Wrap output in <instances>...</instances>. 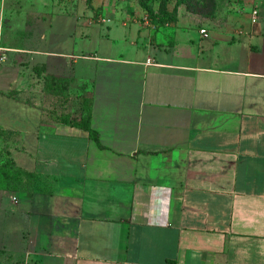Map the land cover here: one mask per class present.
<instances>
[{"label": "crops", "instance_id": "0c3cea01", "mask_svg": "<svg viewBox=\"0 0 264 264\" xmlns=\"http://www.w3.org/2000/svg\"><path fill=\"white\" fill-rule=\"evenodd\" d=\"M230 5L149 33L57 3L2 34L0 164L28 177L0 264H264V0Z\"/></svg>", "mask_w": 264, "mask_h": 264}, {"label": "rangeland", "instance_id": "374dc122", "mask_svg": "<svg viewBox=\"0 0 264 264\" xmlns=\"http://www.w3.org/2000/svg\"><path fill=\"white\" fill-rule=\"evenodd\" d=\"M230 2L231 0L229 3L228 0H0V42L3 39V33L19 27L21 18L31 16L32 20L29 23L34 24V11H40L39 13L50 11L57 3L67 9L71 8L72 11L75 8L74 12L81 6H85L87 9L92 8L94 13L91 21H99L103 17V7L110 4L117 8V11L121 9L126 14L128 22H124L126 24L123 25L138 23L140 31L150 29L149 33H151L153 29L154 31L161 30L169 24L176 23L180 11L223 23L220 16L223 15V12L232 9ZM92 9L88 12L92 13ZM106 14H114V12H106ZM147 38L154 41L152 35L148 34ZM143 44L144 41L140 39L135 45L143 46ZM9 102L0 97L1 108L4 104H10ZM89 105L90 102L87 100L82 101L81 111L87 110ZM1 139L0 137V141ZM4 156L5 153L0 149V163L4 160ZM23 175L24 173L13 171L11 182L15 183L18 179L24 180V177H28V175Z\"/></svg>", "mask_w": 264, "mask_h": 264}, {"label": "trees", "instance_id": "16d2710c", "mask_svg": "<svg viewBox=\"0 0 264 264\" xmlns=\"http://www.w3.org/2000/svg\"><path fill=\"white\" fill-rule=\"evenodd\" d=\"M91 115H92V110H91V103L88 106L87 110L82 111V113L78 116H75L72 119H68L70 124L79 126L87 131L90 132L91 137L99 141V133L92 127L91 124ZM12 163L7 161L3 164H0V187H8L12 182ZM18 172V171H14Z\"/></svg>", "mask_w": 264, "mask_h": 264}, {"label": "built area", "instance_id": "2783aa9c", "mask_svg": "<svg viewBox=\"0 0 264 264\" xmlns=\"http://www.w3.org/2000/svg\"><path fill=\"white\" fill-rule=\"evenodd\" d=\"M255 13H257V11H256ZM201 32H202L205 36H208V33L206 32L205 29H202ZM150 61H152V60H150Z\"/></svg>", "mask_w": 264, "mask_h": 264}]
</instances>
